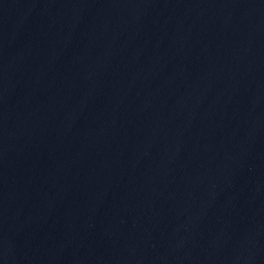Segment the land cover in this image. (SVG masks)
<instances>
[{"label": "water", "instance_id": "water-1", "mask_svg": "<svg viewBox=\"0 0 264 264\" xmlns=\"http://www.w3.org/2000/svg\"><path fill=\"white\" fill-rule=\"evenodd\" d=\"M0 264H264V0H0Z\"/></svg>", "mask_w": 264, "mask_h": 264}]
</instances>
